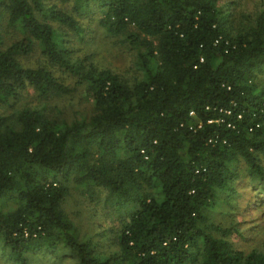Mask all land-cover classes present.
<instances>
[{
	"label": "trees",
	"instance_id": "trees-1",
	"mask_svg": "<svg viewBox=\"0 0 264 264\" xmlns=\"http://www.w3.org/2000/svg\"><path fill=\"white\" fill-rule=\"evenodd\" d=\"M260 1L255 14L234 15L238 0H0L7 261L264 264V245H237L246 240L241 189L264 196ZM94 16L135 51L133 78L76 48ZM10 29L17 34L8 40ZM36 52L43 63L27 65ZM29 89L45 100L83 90L93 107L61 120L19 107ZM72 187L92 202L105 194L119 226L94 228L88 214L84 232L65 209Z\"/></svg>",
	"mask_w": 264,
	"mask_h": 264
},
{
	"label": "rangeland",
	"instance_id": "rangeland-1",
	"mask_svg": "<svg viewBox=\"0 0 264 264\" xmlns=\"http://www.w3.org/2000/svg\"><path fill=\"white\" fill-rule=\"evenodd\" d=\"M238 1L241 7H230V12L234 15H237L243 8L248 14H255L256 10H260L258 8L255 9L256 4L259 6L260 0ZM96 19L97 17L94 16L93 18L83 20L82 23L89 29H87L85 40L75 44L77 45L76 48L80 50L82 56L91 55L99 67L123 74L127 78H133L138 73L135 51L128 43H124L122 39L109 36L99 27ZM16 34L17 32L10 29L7 33L8 40L10 35H12V38H15ZM40 60L41 56L36 52L25 61L29 66H36L40 63ZM41 63H43V60ZM18 106L46 110L53 117H58L61 120L67 118L72 120L76 113L80 116L89 115L93 104L83 90H78L67 96L53 97L45 100L40 98L33 89H29L25 92L23 100ZM254 190L251 185L246 183L240 191L243 194L240 205L243 206L244 209L242 214L238 215V220L242 221V229L246 236V240H241L237 244L241 249L262 248L264 245V219H261L262 214H264V196L254 195ZM105 197V194L98 193V199L96 196L94 202H92L93 199L85 195L82 189L72 187V193L66 202L65 209L71 213L73 217L77 218L78 222L81 223L84 228V232L88 230V214L95 215L93 221L94 228L100 223L106 228L112 224L119 226L116 217H113L116 214L114 215L112 212V207L105 206ZM4 209L7 211L14 210L15 204L13 202H8L5 204ZM218 218L216 216L212 221L217 223ZM36 260L37 264H53L54 262L49 257L45 259L39 257ZM0 264H13L7 261V256L3 254L1 242Z\"/></svg>",
	"mask_w": 264,
	"mask_h": 264
},
{
	"label": "built area",
	"instance_id": "built-area-1",
	"mask_svg": "<svg viewBox=\"0 0 264 264\" xmlns=\"http://www.w3.org/2000/svg\"><path fill=\"white\" fill-rule=\"evenodd\" d=\"M194 114L192 113L191 116H193Z\"/></svg>",
	"mask_w": 264,
	"mask_h": 264
}]
</instances>
